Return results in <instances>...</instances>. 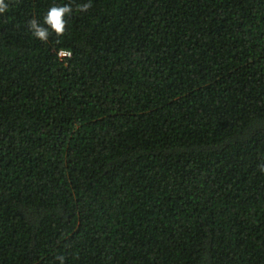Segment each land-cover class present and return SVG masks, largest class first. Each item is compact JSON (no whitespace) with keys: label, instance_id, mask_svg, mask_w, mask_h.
I'll return each instance as SVG.
<instances>
[{"label":"trees","instance_id":"obj_1","mask_svg":"<svg viewBox=\"0 0 264 264\" xmlns=\"http://www.w3.org/2000/svg\"><path fill=\"white\" fill-rule=\"evenodd\" d=\"M4 3L0 264H264V0Z\"/></svg>","mask_w":264,"mask_h":264},{"label":"clouds","instance_id":"obj_2","mask_svg":"<svg viewBox=\"0 0 264 264\" xmlns=\"http://www.w3.org/2000/svg\"><path fill=\"white\" fill-rule=\"evenodd\" d=\"M91 3L83 4L77 7V11L86 12L89 8H91ZM7 9V5L4 3V0H0V13H4ZM72 14V7L70 5L64 6H52L48 10L46 16L44 17L43 24L39 23L36 19H32L28 22L29 31L32 35L41 40L47 41L49 37V30L55 33L57 37L62 36L66 30V16H70ZM46 25V27H45ZM60 56H70L71 53L68 51L61 50L59 52ZM63 264L64 258L58 257Z\"/></svg>","mask_w":264,"mask_h":264},{"label":"built area","instance_id":"obj_3","mask_svg":"<svg viewBox=\"0 0 264 264\" xmlns=\"http://www.w3.org/2000/svg\"><path fill=\"white\" fill-rule=\"evenodd\" d=\"M60 56V55H59ZM60 57H64V56H60Z\"/></svg>","mask_w":264,"mask_h":264}]
</instances>
